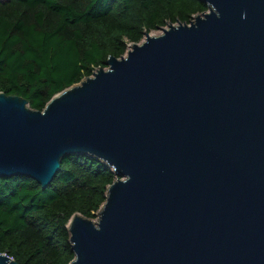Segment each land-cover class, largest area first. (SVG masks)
Listing matches in <instances>:
<instances>
[{"label":"water","instance_id":"obj_1","mask_svg":"<svg viewBox=\"0 0 264 264\" xmlns=\"http://www.w3.org/2000/svg\"><path fill=\"white\" fill-rule=\"evenodd\" d=\"M204 1L43 110L0 92V177L47 188L73 154L117 174L69 264H264V0Z\"/></svg>","mask_w":264,"mask_h":264},{"label":"trees","instance_id":"obj_2","mask_svg":"<svg viewBox=\"0 0 264 264\" xmlns=\"http://www.w3.org/2000/svg\"><path fill=\"white\" fill-rule=\"evenodd\" d=\"M208 10L204 0H0V92L43 110L146 32ZM116 179L87 154L65 156L47 188L24 175L0 177V253L20 264H69L71 218H97Z\"/></svg>","mask_w":264,"mask_h":264},{"label":"rangeland","instance_id":"obj_3","mask_svg":"<svg viewBox=\"0 0 264 264\" xmlns=\"http://www.w3.org/2000/svg\"><path fill=\"white\" fill-rule=\"evenodd\" d=\"M208 11H209V10H208ZM208 11H207V12H208ZM193 19H194V18H193ZM169 24H170V23H169ZM173 24L178 25L179 22H176V23H173ZM167 25H168V24H166L165 26H167ZM165 26H164V27H165ZM158 30H160V28L153 30L152 32H150V34H153V32L158 31ZM144 39H145V37H144ZM144 39H143V40H144ZM143 40H142V41H143ZM142 41H141V42H142ZM129 49H130V48H129ZM126 53H127V52H126ZM93 220H94V221H98V217L95 218V219H93Z\"/></svg>","mask_w":264,"mask_h":264}]
</instances>
